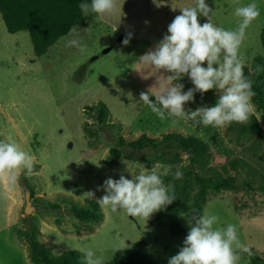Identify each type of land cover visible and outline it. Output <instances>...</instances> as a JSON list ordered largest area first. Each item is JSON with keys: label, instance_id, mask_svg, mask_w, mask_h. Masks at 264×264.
Instances as JSON below:
<instances>
[{"label": "rangeland", "instance_id": "obj_1", "mask_svg": "<svg viewBox=\"0 0 264 264\" xmlns=\"http://www.w3.org/2000/svg\"><path fill=\"white\" fill-rule=\"evenodd\" d=\"M251 2L206 0L213 10L212 22L225 29L238 25L235 8ZM255 2L260 16L246 29L240 49L245 67H250L255 57L264 62L259 40L264 0ZM193 3L118 0L115 14L90 13L85 23L77 26L81 42L88 46L86 53L66 46L71 38L66 35L41 57L33 54L29 32L8 33L0 14V139L11 137L36 157L33 173L22 174L15 188L0 184V264H31L25 239L17 236L19 230L28 231L31 222L38 242L53 255L92 248L108 262L116 250L144 240L156 263L168 264L183 246L190 212L178 216L183 231L173 236L168 225L155 216L148 220L130 217L123 210L112 212L99 204L100 220L83 222L71 209L85 207V199H93L86 194L89 191L102 197L104 192L97 187L106 179L118 180L121 174L130 179L140 164L147 169L171 165L169 172L186 166L188 154L179 149L161 144L157 150H133L118 144L120 138L127 143L142 135L162 139L169 133L197 137L218 157L239 161L235 166L221 161L224 170L214 158L204 168L193 167L206 176L209 167L217 168L234 177L238 187L209 196L202 214L218 215V226L235 225L240 241L264 261V193L241 186L244 178L253 187L264 181V142L256 137L252 125L232 123L214 128L174 117L161 120L139 100L140 93L156 83L154 70L141 64L139 57L167 34L168 25L181 14L179 9ZM199 22L205 23L206 18L199 17ZM129 32L133 36L125 46L122 41ZM189 88L193 87L184 86V91ZM101 104L107 111L104 124L96 118ZM253 113L264 132L261 112ZM112 148L118 149V159L111 157ZM24 186L33 192L30 201L34 209L29 214L24 213ZM47 202L59 208H46ZM239 255V264H250L248 253Z\"/></svg>", "mask_w": 264, "mask_h": 264}, {"label": "clouds", "instance_id": "obj_2", "mask_svg": "<svg viewBox=\"0 0 264 264\" xmlns=\"http://www.w3.org/2000/svg\"><path fill=\"white\" fill-rule=\"evenodd\" d=\"M117 6L118 0H91L90 4H79L83 14L101 16L115 14ZM179 10L181 14L168 25L167 34L139 57L138 61L154 70L156 77L155 85L142 91L139 100L161 120L174 117L214 128L247 123L255 111L252 103L255 92L253 81L244 73L246 58L240 49L246 29L260 16L258 4L252 0L235 8L234 15L239 18L235 29L214 24L213 10L206 0H194L192 5ZM201 16L206 18L203 24L199 22ZM132 36L131 32L127 33L123 45L127 46ZM68 37L71 38L66 46L75 47L81 54L88 51L77 27L70 28ZM262 70L258 65L254 71L258 74ZM186 76L194 87L184 91L179 81ZM209 91L218 94L214 106L185 110L186 104L194 102L195 93L203 96ZM35 163L36 157L11 137L0 139V184L15 188L22 174L33 173ZM172 167L156 164L147 169L140 164L135 175L130 173V179L123 174L118 180L106 179L97 187V191L104 192L102 197L96 198L93 191L86 194L112 212L123 210L130 217L148 220L175 201L173 186L166 185L163 179ZM173 175L178 180L183 178L178 168ZM219 222L216 214L207 211L197 214L194 210L187 217L189 231L183 246L169 258L168 264H239V252L250 255V249L239 239L237 227L233 224L221 227ZM82 251L83 264H107L104 255H98L92 248Z\"/></svg>", "mask_w": 264, "mask_h": 264}, {"label": "trees", "instance_id": "obj_3", "mask_svg": "<svg viewBox=\"0 0 264 264\" xmlns=\"http://www.w3.org/2000/svg\"><path fill=\"white\" fill-rule=\"evenodd\" d=\"M82 2L90 4L91 0H0V14L8 33L14 34L24 30L29 32L33 54L35 57H41L60 38L68 35L70 28L85 23L87 15L83 14L79 8V4ZM259 40L264 50V26L260 31ZM258 65L261 69H264V62L259 57L253 58L250 67H244V73L253 81L252 90L255 92V96L252 98V103L255 105V110L261 112V116L264 119V70L256 74L254 70ZM204 66L206 67L207 65L205 64ZM179 82L184 86L194 87L187 76ZM214 93L215 91H209L201 96L197 92L194 96V102H189L186 105L191 109L214 106L218 99V96L214 95ZM94 108L96 107H88L87 109L93 110ZM96 111L98 122L104 124V119L107 115L106 108L101 104L96 108ZM247 123L252 125L256 137L264 142L263 129L258 124L254 113L251 114ZM118 144L119 146L126 145L133 150L146 148L157 150L163 144L166 148L179 149L188 154V164L178 167L183 173L182 179L174 178L173 174L176 170L169 172L167 176L163 177L166 185L171 184L173 186L175 201L153 215L162 224L168 225L170 234L173 236H177L183 231L178 222L179 215L188 212L192 214L194 210L197 214H202L203 206L209 196L238 189L235 178L223 175L222 171H218L217 168L209 167L207 170L210 173L209 176L194 171L193 167L196 164L204 168L213 158L219 165H222L223 170L222 162L227 161L232 166L237 165L239 162L235 158L218 157L197 137L169 133L163 135L162 139H156L142 135L138 139L127 143L120 138ZM111 157L118 159V149H111ZM241 186L247 187L251 192L259 190L264 193V181L257 187H253L244 178L241 179ZM28 190L31 199L33 198V192L29 188ZM85 203V207L72 208L71 212L80 221L98 222L101 216L99 203L88 198L85 199ZM44 206L49 209L59 208V205L50 202H47ZM17 236L25 239L31 264H83V252L79 250L53 255L48 248L41 245L37 240V230L33 222L30 223L28 231H17ZM250 251V264H264V261L256 256L252 249ZM107 264L157 263L148 243L140 240L130 248L116 250Z\"/></svg>", "mask_w": 264, "mask_h": 264}, {"label": "water", "instance_id": "obj_4", "mask_svg": "<svg viewBox=\"0 0 264 264\" xmlns=\"http://www.w3.org/2000/svg\"><path fill=\"white\" fill-rule=\"evenodd\" d=\"M30 192L27 187L24 186V201H25V208H24V213L29 214V211L34 209V207L31 205L30 201Z\"/></svg>", "mask_w": 264, "mask_h": 264}]
</instances>
